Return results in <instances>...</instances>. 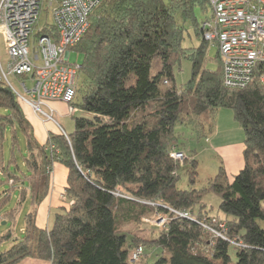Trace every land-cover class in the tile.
<instances>
[{"label":"trees","instance_id":"obj_1","mask_svg":"<svg viewBox=\"0 0 264 264\" xmlns=\"http://www.w3.org/2000/svg\"><path fill=\"white\" fill-rule=\"evenodd\" d=\"M209 8L210 0H103L73 48L84 55L74 104L87 115L75 119L68 139L50 134L53 150L38 145L17 95L0 82V110L5 112L0 113L1 176L19 184L6 197L20 193L17 205L0 217V225H13L0 234V245L13 243L0 253V264L28 258L51 264H140L147 247L162 250L153 264H230V247L236 251V264H264L262 67L242 90L225 87L220 53L218 69H207L209 43L196 12ZM188 22L200 40L196 48L183 45ZM185 59L192 63V75L179 90L174 71ZM82 75L83 95L76 102ZM223 108L233 110L243 129L244 168L233 179L221 168L207 189L179 190L181 165L171 157L172 148H178L171 145L177 142L176 125L190 126L198 138L207 136ZM9 142L11 159L5 166L3 144ZM16 150L22 156L20 166ZM54 162L68 170L69 207L56 215L50 230H40L36 204L48 194V168ZM189 164L184 167L194 183L198 164L195 159ZM13 166L18 175L17 170L10 173ZM208 192L221 198L222 215H212L204 201ZM26 203L33 209L25 215L19 237L13 229ZM157 214L166 217V224L149 241L129 238L124 231L126 225ZM139 247L141 259L132 263Z\"/></svg>","mask_w":264,"mask_h":264},{"label":"built area","instance_id":"obj_2","mask_svg":"<svg viewBox=\"0 0 264 264\" xmlns=\"http://www.w3.org/2000/svg\"><path fill=\"white\" fill-rule=\"evenodd\" d=\"M102 1L0 0V82L6 83L20 101L28 103L31 97L41 101L40 105L44 100L74 107L80 67L70 64V50L85 36L89 18ZM210 7L212 16L203 22L202 30L204 40L219 49L225 87L245 89L262 67L260 82L264 88V0H210ZM44 9L52 14V30L38 41L32 40ZM1 43L7 59L2 57ZM12 77L22 80L20 88L10 82ZM174 156L171 153L176 161ZM159 222L164 224L165 218ZM142 254L139 247L132 253L131 262H139Z\"/></svg>","mask_w":264,"mask_h":264},{"label":"rangeland","instance_id":"obj_3","mask_svg":"<svg viewBox=\"0 0 264 264\" xmlns=\"http://www.w3.org/2000/svg\"><path fill=\"white\" fill-rule=\"evenodd\" d=\"M168 1V0H165ZM98 8V7H97ZM96 8V9H97ZM208 12H203L201 10H197L196 12V19L198 23H202L205 20H209L211 18V7ZM53 26V17L50 11L44 9L41 14L39 21L35 27V36L32 40L38 41V39L44 35L48 30H51ZM47 29V30H45ZM186 29H188V34L186 35L184 47L186 48H196L199 46L200 40L196 37L195 33L192 30L191 23H186ZM31 47H33V42L31 43ZM1 52L2 57L7 59V52L4 49L3 44L1 43ZM218 54L219 49L216 45H212L209 43L208 46V58L206 62L207 69L211 71H215L218 69ZM71 65H76L81 68L84 55L78 52L75 49L70 50V58H69ZM175 83L176 87L181 90L182 87L190 80L192 75V63L191 61L185 59L182 60L180 65L175 68ZM224 75V71H223ZM84 77L82 75V81L80 83V90L82 92L79 93L80 96L77 97L76 102H80L81 96L83 95V87L82 83L84 81ZM22 81L21 79L17 78H10V82L16 87L20 88L19 82ZM27 86L32 88V83L27 82ZM25 98V97H24ZM28 103L25 101H20L21 106L24 110L25 107L29 108L37 117H39L45 124H49L48 127L54 128L56 130V134H63L65 132V137L68 139V134L74 131L75 128V119L81 118L86 116L87 114L83 111H77L75 104L74 107H70L67 104H62L57 101H44L42 105L41 101L33 100L31 97L27 98ZM71 108L74 110L71 111ZM78 112V113H77ZM0 113H5L4 110H0ZM74 114V115H71ZM76 114V116H75ZM207 125L212 123L211 116L207 118ZM58 131V132H57ZM32 133V131H31ZM49 133H53L50 132ZM53 133V134H55ZM33 135V134H32ZM50 136V134H49ZM175 136L177 139L176 141L171 142V145L175 146L178 145V148H172V154H174V158L176 161L181 165L179 170V181L177 187L179 190H204L209 188L210 181H212L221 171V168L226 171L228 178L233 179L234 175L238 174L241 169L244 168V156L242 153V147L245 145V135L243 129L240 127V124L234 118V112L231 109H220L216 120L214 121V129L212 132L208 130L207 136H203L198 138L197 135L192 131L190 126L177 124L175 127ZM37 142V141H36ZM39 143V141H38ZM40 145V144H39ZM176 145V146H177ZM4 151H5V166L9 164L11 159L10 154L12 152L11 147L12 143L9 142L7 144H3ZM44 147L50 151L53 150L54 147L48 138L47 144ZM241 148V149H240ZM242 154V155H241ZM15 155L18 159V166L19 162H22V156L18 150L15 151ZM243 156V157H242ZM179 157V158H176ZM243 158V165L239 168L238 164L242 161ZM196 160L197 162V175L195 178V182L192 183L190 179V175L188 172V168L190 166L189 161ZM56 162L53 163L51 167L48 168L49 172H51L50 176V186L53 185V179L55 176V166ZM187 166V167H184ZM17 170V167L13 166L10 169V173L14 174V171ZM237 170V171H236ZM18 175L20 171H15ZM2 174V169L0 166V182L4 184L0 186V217H3L7 212L12 211V209L17 205L20 193L16 192L13 197L8 198L5 195L7 191L10 190L11 186H18L19 184L14 183V181H10L7 183L6 177ZM43 187V186H42ZM30 193V192H29ZM49 193V190H48ZM49 195V194H48ZM46 195L43 199L47 198ZM30 195H28V198ZM61 197L64 198L65 194H61ZM40 200L44 202V200ZM205 203L207 204L208 208H210L212 215H219L220 213V204L221 198L216 195L214 192H208L204 198ZM36 204V210L41 207V205ZM29 203L24 205V210L18 219V223L16 227L13 229L16 236L23 237L20 229L24 226V217L30 211ZM42 204V203H41ZM72 204V203H70ZM264 206V203H263ZM222 215V214H221ZM12 218V217H11ZM165 218V223L159 222L160 219ZM166 224V217L161 214H157L154 217H144L140 221L134 224H128L124 227V231L129 234V238L143 237L146 238V241L157 236L160 230ZM12 224H7V221L2 222L0 225V234L11 228ZM211 233V232H210ZM216 236V234H215ZM224 236V234H221ZM217 237V236H216ZM220 238V237H219ZM143 242H135V245L144 243ZM232 245L237 247H241L240 244L236 243L235 241H230ZM146 243V242H145ZM13 243H5L0 245V253L9 250L12 247ZM134 245V246H135ZM229 254L231 256L232 262L230 264L237 263V255L236 251L233 247H230ZM162 255V250L152 249L150 247L145 248V258L140 264H153L156 262Z\"/></svg>","mask_w":264,"mask_h":264},{"label":"crops","instance_id":"obj_4","mask_svg":"<svg viewBox=\"0 0 264 264\" xmlns=\"http://www.w3.org/2000/svg\"><path fill=\"white\" fill-rule=\"evenodd\" d=\"M62 103V102H59ZM64 104V103H62ZM24 110L25 116L30 123L31 131L35 141H39V146H44L47 144L49 138V131L55 133L56 130L54 128L48 127L39 117L36 116L29 108L25 107ZM58 132V131H57ZM56 134V133H55ZM242 147V153L245 150V145ZM241 149V148H240ZM242 155V154H241ZM243 157V156H242ZM243 165L242 161L238 164L239 168ZM55 176L53 179V185L49 187V195L41 202L38 210H36V227L42 230H50L54 224L56 215L61 212L64 207H69L68 199L66 196L64 198L61 197V194H65V190L67 188V178H68V170L61 164L56 163L54 166ZM242 170V169H241ZM237 171V170H236ZM237 175V174H236ZM235 176V175H234ZM231 179V178H230ZM33 208L30 207V211ZM24 227V226H23ZM21 228L20 231L23 234L24 228ZM19 264H51L48 261L39 260L37 258H28L21 261Z\"/></svg>","mask_w":264,"mask_h":264}]
</instances>
